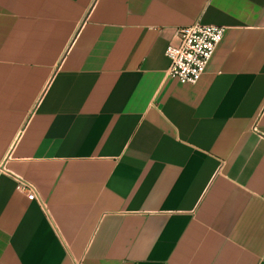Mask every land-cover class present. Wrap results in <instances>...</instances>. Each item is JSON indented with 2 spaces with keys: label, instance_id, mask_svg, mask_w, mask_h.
Segmentation results:
<instances>
[{
  "label": "crops",
  "instance_id": "crops-1",
  "mask_svg": "<svg viewBox=\"0 0 264 264\" xmlns=\"http://www.w3.org/2000/svg\"><path fill=\"white\" fill-rule=\"evenodd\" d=\"M0 264H264V0H0Z\"/></svg>",
  "mask_w": 264,
  "mask_h": 264
},
{
  "label": "built area",
  "instance_id": "built-area-1",
  "mask_svg": "<svg viewBox=\"0 0 264 264\" xmlns=\"http://www.w3.org/2000/svg\"><path fill=\"white\" fill-rule=\"evenodd\" d=\"M225 28L197 23L181 27L176 32V42L170 43L166 55L171 61L168 75L183 84H196L205 74L210 60L222 41ZM28 191L30 200L38 199L37 189L24 179L17 178Z\"/></svg>",
  "mask_w": 264,
  "mask_h": 264
}]
</instances>
